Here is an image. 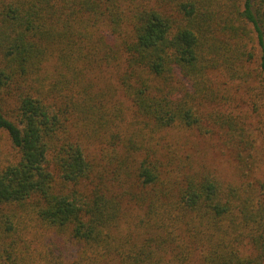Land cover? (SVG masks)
<instances>
[{"label": "trees", "instance_id": "obj_1", "mask_svg": "<svg viewBox=\"0 0 264 264\" xmlns=\"http://www.w3.org/2000/svg\"><path fill=\"white\" fill-rule=\"evenodd\" d=\"M0 133V264H264V0H0Z\"/></svg>", "mask_w": 264, "mask_h": 264}, {"label": "rangeland", "instance_id": "obj_2", "mask_svg": "<svg viewBox=\"0 0 264 264\" xmlns=\"http://www.w3.org/2000/svg\"><path fill=\"white\" fill-rule=\"evenodd\" d=\"M103 78L109 80L108 84L110 85V73H105ZM96 84L100 86L104 85H102L100 81H96ZM256 127L258 129V124ZM173 139L174 141L171 146L174 150L178 153L183 150L189 154L194 153L198 164H201V166L203 165L204 168L215 173L226 183H233L235 180L237 181V179H239L236 163L231 156L228 155L220 145L217 146L214 141L209 140L206 137H200L194 131H175ZM259 141L261 143V140ZM11 156L12 152L7 137L4 133H0V162H5L6 159ZM36 249L41 251V256L44 252H47V239L41 240V245L37 244Z\"/></svg>", "mask_w": 264, "mask_h": 264}]
</instances>
